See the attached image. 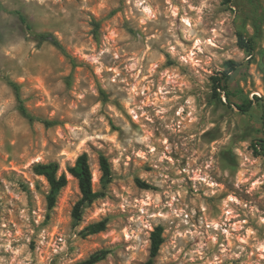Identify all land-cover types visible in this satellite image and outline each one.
<instances>
[{"label":"rangeland","instance_id":"obj_1","mask_svg":"<svg viewBox=\"0 0 264 264\" xmlns=\"http://www.w3.org/2000/svg\"><path fill=\"white\" fill-rule=\"evenodd\" d=\"M261 139L264 0H0V264H142L158 225L155 264H264ZM85 152L102 195L77 221L78 180L49 211L33 167Z\"/></svg>","mask_w":264,"mask_h":264},{"label":"trees","instance_id":"obj_2","mask_svg":"<svg viewBox=\"0 0 264 264\" xmlns=\"http://www.w3.org/2000/svg\"><path fill=\"white\" fill-rule=\"evenodd\" d=\"M227 2H231L232 0H226ZM19 14V18L23 23H26L30 28V25L27 23V18L17 11ZM100 26L99 23H96V28ZM97 34V32H96ZM98 36V35H97ZM41 41H50L52 44L58 46L59 48L64 50L63 44L59 41V39L51 33H43L39 34ZM239 42L240 44L251 54L255 50V40L251 37H246L243 33H239ZM231 64L230 70L236 69V64L234 61H230ZM231 71H224L222 73V77H215L214 81V96L221 99L220 90H225L226 95L228 96L227 102H230V92L227 90L228 86L226 82L230 78ZM259 98L255 97L252 99H247L241 104H235L242 112H248L254 102ZM21 110L24 115L33 119L34 117L30 115L27 109L21 105ZM260 145L264 150V140H260ZM258 152V151H257ZM34 172L38 175L44 176L49 183V192L47 193V204L48 210L52 211L57 202L60 195V192L64 187L67 186L69 182L68 174L72 175L74 178L78 180L79 188L81 192V197L75 203L73 207V217L80 221L83 218V213L87 205L93 203L97 198H99L102 194L94 190L93 186V170L90 163L89 155L85 152L82 153L76 160L73 165L68 166L67 171H61L60 162L57 160H53L50 162H38L35 163ZM100 169L102 171V179L107 183L112 179V165L109 158L101 154L100 155ZM141 185H146L145 183L138 181ZM107 229V221L103 220L97 223H92L86 227L87 235L95 234L102 232ZM164 227L162 225H158L151 233V246H150V254L148 259L142 264H155L156 258L160 252L161 246L164 243ZM109 251L107 249L97 250L92 253L87 259L78 262L77 264H97L98 262L104 260Z\"/></svg>","mask_w":264,"mask_h":264}]
</instances>
